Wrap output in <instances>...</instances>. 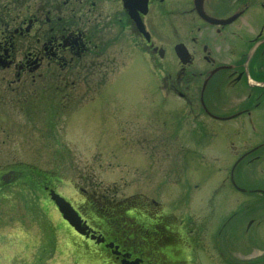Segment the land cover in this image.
Listing matches in <instances>:
<instances>
[{
  "label": "flooded vegetation",
  "instance_id": "af4514ba",
  "mask_svg": "<svg viewBox=\"0 0 264 264\" xmlns=\"http://www.w3.org/2000/svg\"><path fill=\"white\" fill-rule=\"evenodd\" d=\"M13 1L5 5L0 0V11H10ZM105 1L117 6L118 13L109 18L116 22L119 33L126 32L153 74L157 73L156 92L165 105L173 104L171 115L179 117L175 127H180V140L191 145L183 164L184 177L192 159L211 160L207 150L210 142L220 134L229 140L234 158L209 202L226 193L236 205L215 226L205 219L195 222L194 228L193 224L186 228L185 222L158 211L159 204L151 200L145 211L136 209L123 224V201L95 197L83 188L68 197L47 176L42 185L34 187L36 193L47 197L46 189L55 187L88 227L87 236L75 234L77 245L72 231L67 232L75 263L203 264V256H207L217 264H264V0ZM102 3L34 0L30 4L20 0L18 17H23L22 23L11 37L0 40V93H37L21 85L37 79L45 83L51 75L59 101H65L59 109L63 110L77 94L87 97L91 88L99 91L122 54L119 49L110 56V47L120 35L111 32L113 25L106 22L107 16L102 18ZM139 19L148 34L140 31ZM15 35L24 43L22 48L13 42ZM13 69L15 80L8 82L9 74L4 72ZM73 78L75 85L69 88ZM93 79H98L95 87ZM83 88H87L85 93ZM94 100L90 96L85 101ZM185 130L190 132L186 138ZM164 136L171 139L167 132ZM193 140L196 142L191 143ZM5 169L0 175L7 172L16 176L15 164ZM194 185L193 192H187V185L181 190L187 192L191 207L190 195L201 189L200 184ZM94 202L110 217V223L96 214ZM203 206L195 204L201 213ZM204 234L209 237V247Z\"/></svg>",
  "mask_w": 264,
  "mask_h": 264
},
{
  "label": "rangeland",
  "instance_id": "374dc122",
  "mask_svg": "<svg viewBox=\"0 0 264 264\" xmlns=\"http://www.w3.org/2000/svg\"><path fill=\"white\" fill-rule=\"evenodd\" d=\"M102 2V18L107 16L106 22L113 25L111 32L120 35L110 47V56L122 51L117 64L108 71L105 89L91 88L88 96L97 91L99 96L86 106L85 97L79 93L59 111L55 104L60 98L51 75L45 83L37 79L36 87L31 88L38 93L31 107L23 106L24 101L11 102L17 96L6 93L5 98H0V170L13 163L32 165L53 172L55 186L68 197H73L75 188H83L95 197L105 195L117 202L130 197L141 201L138 203L154 200L160 211L170 214L176 222H185L186 228L189 224L194 228L195 222L205 219L215 226L234 208L226 193H219L213 203L209 202L212 190L227 177L228 165L234 158L229 140L220 134L210 142L207 150L211 160L192 159L184 177L183 164L189 156L187 146L191 145L180 140V127H175L179 117L171 115L174 106L162 104L154 82L157 73L153 74L144 55L133 49L126 32L119 33L116 22L109 18L118 13L117 6ZM12 28L15 27L11 22L0 21L1 41L11 37ZM109 37L112 38L110 33ZM14 72L5 70L8 82L15 80ZM73 80L69 88L75 85ZM93 81L95 87L98 79ZM27 88L28 83L23 86ZM164 132L174 140L165 137ZM189 135L185 130L184 137ZM215 157L218 159L213 160ZM25 169L18 168V176L6 172L0 187V264H72L73 250L66 225L48 197L38 195L28 183L34 177ZM194 184H200L201 189L190 195L194 205L191 207L187 192L195 191ZM186 185L189 191L181 193ZM195 204L205 205L202 213ZM203 237L207 246L209 237ZM95 262L87 264H100ZM203 264L217 263L203 256Z\"/></svg>",
  "mask_w": 264,
  "mask_h": 264
},
{
  "label": "trees",
  "instance_id": "16d2710c",
  "mask_svg": "<svg viewBox=\"0 0 264 264\" xmlns=\"http://www.w3.org/2000/svg\"><path fill=\"white\" fill-rule=\"evenodd\" d=\"M23 1H24V0H22V2H23ZM25 1H26L27 3H28V2H29V3H32V1H34V0H25ZM19 4H20V0H14L13 3H12V6H13V7H12V9L10 10V13L6 14L5 11H2V12H1V18H5V16H8V20H9L11 23L15 22V24H21V23H22L21 19H22L23 17H22V18H19V17H18L19 12H20ZM19 22H21V23H19ZM19 37H20L19 35H15V36L13 37V42H14L15 44H17L19 48H22L21 45H24V43L22 42V40H21ZM19 41H20V44H19ZM29 85H30V87H36L34 84H29ZM78 85H80V84H78ZM44 86H45V85H42L41 88H45ZM78 87H79V88H82L81 86H78ZM27 95H28V96H26L25 101H26L27 103H29V105H26V106L31 107V106L36 102V99H38V95H36V94H32L34 100L31 99L30 94H27ZM63 104H64V103H63ZM63 104H62L61 101H59V102L57 101V102H56L55 106H56V108H57V111H59V109L62 108V105H63ZM24 106H25V104H24ZM29 169L31 170V171H29L30 174H32V176L36 178L37 182H39L40 180L42 181V179L44 180V179L46 178V175H47V174L37 172L38 170H32V169H34V168H31V167H29ZM39 176H42V178L39 177Z\"/></svg>",
  "mask_w": 264,
  "mask_h": 264
},
{
  "label": "water",
  "instance_id": "95a60500",
  "mask_svg": "<svg viewBox=\"0 0 264 264\" xmlns=\"http://www.w3.org/2000/svg\"><path fill=\"white\" fill-rule=\"evenodd\" d=\"M53 199L58 204L60 211L63 213L64 218L68 220L72 225L76 226L80 232H83L82 229L79 228L80 219L77 216L76 211L68 204L64 199L59 196L53 194Z\"/></svg>",
  "mask_w": 264,
  "mask_h": 264
}]
</instances>
